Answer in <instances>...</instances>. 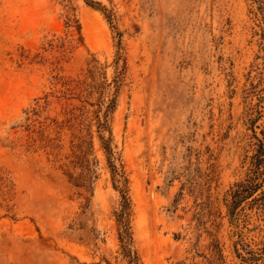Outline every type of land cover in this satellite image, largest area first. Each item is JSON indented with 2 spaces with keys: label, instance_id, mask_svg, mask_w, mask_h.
<instances>
[{
  "label": "rangeland",
  "instance_id": "374dc122",
  "mask_svg": "<svg viewBox=\"0 0 264 264\" xmlns=\"http://www.w3.org/2000/svg\"><path fill=\"white\" fill-rule=\"evenodd\" d=\"M263 4L0 0V264H264Z\"/></svg>",
  "mask_w": 264,
  "mask_h": 264
},
{
  "label": "trees",
  "instance_id": "16d2710c",
  "mask_svg": "<svg viewBox=\"0 0 264 264\" xmlns=\"http://www.w3.org/2000/svg\"><path fill=\"white\" fill-rule=\"evenodd\" d=\"M263 7V11H264V4L262 5ZM260 147H261V155L263 156V159H264V146H262L260 144ZM259 184L253 182V181H250L248 184H245L243 187L240 188V190L237 191V194L235 196V200H233V204H234V207H237L238 205L241 204L242 201L252 197L259 189ZM261 197H254L253 198V201L254 200H260L262 198V196H264V191L261 192ZM123 199L124 201L126 202L124 204V209L127 207L126 204L128 203V200H127V197L125 195H123ZM121 223H122V220H120ZM122 227L124 228V225L122 224ZM126 230H122L121 232V238L124 239V232Z\"/></svg>",
  "mask_w": 264,
  "mask_h": 264
}]
</instances>
